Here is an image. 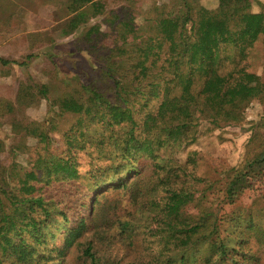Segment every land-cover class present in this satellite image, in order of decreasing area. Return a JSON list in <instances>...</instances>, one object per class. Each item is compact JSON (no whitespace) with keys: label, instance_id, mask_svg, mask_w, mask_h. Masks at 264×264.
Returning <instances> with one entry per match:
<instances>
[{"label":"trees","instance_id":"trees-1","mask_svg":"<svg viewBox=\"0 0 264 264\" xmlns=\"http://www.w3.org/2000/svg\"><path fill=\"white\" fill-rule=\"evenodd\" d=\"M107 1L47 0L64 11L63 36L83 27L88 15L103 14ZM180 1L177 11L154 9L152 31L143 37L135 15L118 10L109 18L115 38L109 45L97 24L76 40L77 50L100 60L111 89L82 86L84 100L71 93L52 99L60 112L87 117L86 127L63 134L55 147L48 131L24 128L42 153L27 169L0 166V264H46L71 246L90 264H264V225L247 208L225 210L245 190L264 185V146L231 167L209 199L201 194L212 183L199 190L202 179L171 156L196 139L201 122L209 131L239 124L253 98L264 118V81L240 64L257 41L264 50V11H251L249 0H218L214 9ZM226 47L238 55L229 69ZM40 93L48 97L47 86ZM136 97L143 100L138 108ZM91 135L94 146H85ZM83 150L84 172L77 156ZM140 231L155 241L146 260L96 256L95 243L121 235L133 247Z\"/></svg>","mask_w":264,"mask_h":264},{"label":"rangeland","instance_id":"rangeland-1","mask_svg":"<svg viewBox=\"0 0 264 264\" xmlns=\"http://www.w3.org/2000/svg\"><path fill=\"white\" fill-rule=\"evenodd\" d=\"M193 1L206 9H214L218 3V0ZM249 1L251 11H264V0ZM165 5L173 7L174 11L182 8L180 0H108L103 14L88 15L83 27L63 36L60 28L65 18L60 6L48 3L47 0H0V58L12 61L8 65L0 63V166L7 167L16 163L21 169H27L29 162L38 153H42V145L38 143V139L26 135V126L48 131L53 139L52 147H55L54 142L62 141L63 134L70 133L83 124L87 126V117L60 112L51 102L52 99L71 93L84 100L87 94L82 91V86H97L105 92L110 91V82L102 74L100 60L86 50L79 51L75 47L76 40L88 26L97 24L101 31L107 32L105 42L109 45L115 39L109 22L111 12L123 10L135 15L136 35L143 37L152 31L154 9L159 12ZM223 55L225 69H229L230 58L238 55L231 47H226ZM22 62L25 63L18 64ZM240 64L264 81V50L260 41L246 50L245 58ZM43 85L49 90L48 97L40 93V86ZM136 100L138 108L143 100L140 97H136ZM262 114V105L253 98L245 106L243 120L239 124L221 125L209 131V124L201 122L198 126L199 134L192 143L173 148L171 156L176 162L187 166V171L202 179L197 187L199 190H203L205 183H212V189L201 195L208 199L217 197L227 181L228 170L242 166L246 157L261 150L264 146ZM92 136L85 137V146H94ZM77 156L79 168L84 172L88 169L85 150ZM263 188L264 185L258 183L245 190L237 202L226 206L225 210L235 206L247 208L264 225ZM219 213L225 212L222 210ZM142 219L145 217L135 219L134 222L138 223ZM62 238L63 234L60 233L56 241L58 246L61 245ZM133 240L134 246L126 247V240L121 235H116L110 244L95 243L94 252L102 261L111 258L122 263L132 260L137 263L140 257L146 260L147 254L156 250L155 241L143 237L141 231ZM46 264L90 262L82 254L81 248L77 251L71 246L63 256L54 257L53 261Z\"/></svg>","mask_w":264,"mask_h":264}]
</instances>
